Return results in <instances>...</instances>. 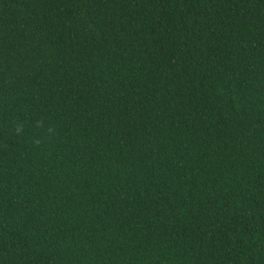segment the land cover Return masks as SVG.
<instances>
[{
  "label": "trees",
  "instance_id": "trees-1",
  "mask_svg": "<svg viewBox=\"0 0 264 264\" xmlns=\"http://www.w3.org/2000/svg\"><path fill=\"white\" fill-rule=\"evenodd\" d=\"M0 264H264V0H0Z\"/></svg>",
  "mask_w": 264,
  "mask_h": 264
},
{
  "label": "clouds",
  "instance_id": "clouds-1",
  "mask_svg": "<svg viewBox=\"0 0 264 264\" xmlns=\"http://www.w3.org/2000/svg\"><path fill=\"white\" fill-rule=\"evenodd\" d=\"M16 131H17V132H20V131H21V129H20L19 127H17V128H16Z\"/></svg>",
  "mask_w": 264,
  "mask_h": 264
}]
</instances>
